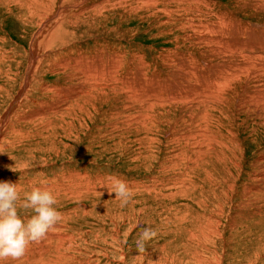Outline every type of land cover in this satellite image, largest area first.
I'll return each instance as SVG.
<instances>
[{"label":"rangeland","instance_id":"374dc122","mask_svg":"<svg viewBox=\"0 0 264 264\" xmlns=\"http://www.w3.org/2000/svg\"><path fill=\"white\" fill-rule=\"evenodd\" d=\"M101 56L110 94L37 113ZM262 65L264 0H0V264H264Z\"/></svg>","mask_w":264,"mask_h":264},{"label":"bare ground","instance_id":"6f19581e","mask_svg":"<svg viewBox=\"0 0 264 264\" xmlns=\"http://www.w3.org/2000/svg\"><path fill=\"white\" fill-rule=\"evenodd\" d=\"M259 2V1H258ZM39 25V24H38ZM55 30V29H54ZM54 36V31L52 32L51 31V33L49 34V38H52ZM57 36V35H56ZM204 41V40H203ZM203 41L201 42V39H196V40H194V43H193V45H196V46H200L201 44H205V43H203ZM47 44H49V43H47ZM42 46V45H41ZM31 51V50H30ZM35 52V51H34ZM101 55V54H100ZM104 55V54H103ZM102 55V56H103ZM35 56H37V55H34L32 52H31V54H30V59H35L34 57ZM96 55H94V57H95ZM98 56V55H97ZM96 56V57H97ZM98 57L97 58V60L98 61H96L97 62V65L99 66V72H98V74L100 75L99 77L97 76V74L95 75L96 77H98V79L96 78V77H94V74L96 73L94 70H93V72H95L93 75H92V73H91V75H92V77H93V79H95V80H90L89 78H90V75H89V78H84L85 80L87 79H89V81L91 82V84H88V85H86V82L84 83V82H79V78L77 77V75L76 74H78V73H76L75 74V68L77 67V68H79L80 66V63H79V65L77 64V59H76V61L74 60V58H72V57H70L67 61H64V60H62V61H60L59 62V64L57 65V68L56 69H59V72H56L57 73V75H59L60 76V78L62 79V81H63V83L65 84V85H67V86H65V88L64 89H62L63 87H58V86H52L51 88H49L47 85H43V88L40 86V87H38V86H36L37 88H35L36 89V91L38 92V95H40V94H43V96H48V94H49V98L48 99H54V98H57L58 100H57V102L56 103H54L52 100L50 101V102H42L41 101V103H40V108H39V110H37L38 112L37 113H44V111H46L45 109H43L44 107L45 108H47L48 110H49V113H51V114H53V115H55V114H58L59 115V112L61 111V110H63L64 108H63V105L66 103V102H69L71 99H73V98H79V97H81V96H83V95H85V96H88V94L90 93H88V91H93L94 93L95 92H97L98 93V96H99V94H103V96L105 95V97H106V95H108V94H110L112 91H113V89H111L110 88V84L111 83H114V82H109V81H107V79L105 80V77L106 76H108L109 77V79L111 80L112 79V77H113V73H114V71L116 72V70H117V68H119V66L120 65H118V63H116V60L114 61V63L112 62V65H106V61H105V58H103V57ZM95 57V58H96ZM107 57V56H106ZM112 57H113V55H112ZM213 57V56H212ZM94 58V59H95ZM108 58V57H107ZM92 59V58H91ZM37 60L38 59H36V61H35V63L34 64H36V62H37ZM61 60V59H60ZM93 60V59H92ZM80 61V60H79ZM88 61V60H87ZM90 61V60H89ZM109 61V60H108ZM83 62V61H82ZM85 62V61H84ZM96 62H94V60H93V62L91 61V65L90 66H96ZM119 62V61H118ZM116 63V64H115ZM83 64V63H82ZM120 64V63H119ZM79 67H78V66ZM122 65V64H121ZM84 66V68L85 67H87V66H85V65H83ZM83 66H81V67H83ZM106 66H108V67H106ZM110 66H112V67H110ZM141 66V65H140ZM256 66V65H255ZM258 66V65H257ZM263 66V65H262ZM35 67V66H34ZM34 67H33V69H34ZM56 67V66H55ZM264 67V66H263ZM37 68V67H36ZM258 68H260V67H258ZM71 70V72L69 71V72H66V71H68V70ZM83 69V68H82ZM81 69V70H82ZM87 70H88V68H86ZM95 69V68H94ZM257 69V68H256ZM78 70V69H77ZM141 72H142V70H143V68H142V70H141V68L139 69ZM214 70V69H213ZM33 71V70H32ZM80 70H78V72H79ZM84 71H85V69H84ZM255 72V70L253 69L252 70V73H254ZM85 72H89V70L88 71H85ZM90 72H91V70H90ZM249 72V71H248ZM258 72H260V71H258ZM83 72L81 71V73L80 74H82ZM116 73H118V72H116ZM251 73V72H250ZM86 74V73H85ZM84 74V75H85ZM87 74H89V73H87ZM131 74V73H130ZM133 74V73H132ZM233 74V73H232ZM256 74H258V73H256ZM33 75V74H32ZM136 75H139V76H141V78H142V73H136ZM135 75V76H136ZM235 75V74H234ZM86 76V75H85ZM154 76V75H153ZM28 77V76H27ZM27 77L24 79V85L22 84V87H21V89H20V92H19V96L21 97V95H23V94H25V91H26V87H27V84H28V81H27ZM83 77V76H82ZM88 77V76H87ZM115 77V76H114ZM113 77V78H114ZM257 77H258V75H257ZM132 78V77H131ZM201 78V77H200ZM204 78V77H203ZM92 79V78H91ZM116 79V78H115ZM114 79V80H115ZM127 79V78H126ZM130 79V78H129ZM212 78H210V80H211ZM252 79V78H251ZM257 79H261V80H264V69H262V74H261V77L260 78H257ZM131 80V79H130ZM139 80V79H138ZM198 80V79H197ZM81 81V80H80ZM83 81V80H82ZM118 81V80H117ZM157 81V83H158V79L157 78H150V80L149 81H147L149 84H153V83H155ZM199 81V80H198ZM205 81H209V80H205ZM205 81H203L204 83H205ZM213 81V80H212ZM105 82V83H104ZM131 83V82H130ZM199 83H200V81H199ZM214 83V82H213ZM213 83H211V85H212V87H213ZM217 83V82H216ZM259 83V82H258ZM264 83V82H263ZM104 84V85H103ZM201 84H202V82H201ZM208 84H210L209 82H208ZM219 84V83H218ZM221 84V83H220ZM256 84V83H255ZM123 85V84H122ZM125 85H127V83L125 84ZM129 85V84H128ZM148 85V84H147ZM197 85H199V84H197ZM89 86V90H86L87 89V87ZM141 86V85H140ZM139 86V88H144L146 85H144V87H143V85H142V87H140ZM259 86V85H258ZM128 87V86H127ZM147 87V86H146ZM145 87V88H146ZM149 87V86H148ZM157 87V86H156ZM200 87V86H199ZM207 87V86H206ZM245 87V86H244ZM247 87V86H246ZM255 87V85H253V88ZM261 89H262V87L261 86H259ZM138 88V89H139ZM202 88V87H201ZM218 88H220V86L218 87ZM224 88V87H223ZM229 89H230V87H228ZM248 88V87H247ZM250 88V87H249ZM51 89H53V90H51ZM156 89H158V88H156ZM170 89V88H169ZM198 89V88H197ZM205 89V88H204ZM213 89V88H212ZM229 89H227V86H226V90H229ZM238 89V88H237ZM239 89H242V87H240ZM238 89V90H239ZM252 89V88H251ZM254 89H256V88H254ZM261 89H260V92H262L261 91ZM143 90V89H142ZM145 90V89H144ZM165 90V89H164ZM202 90V89H201ZM253 90V89H252ZM258 90H259V88H258ZM262 90H264V87H263V89ZM52 91H53V93L56 91V96H53V95H50L51 93H52ZM134 91V90H133ZM136 91H138L137 89H136ZM135 91V92H136ZM159 91V90H158ZM218 91V90H217ZM134 92V93H135ZM205 91H203V93H204ZM206 92H208V91H206ZM223 92V91H222ZM251 92V91H250ZM254 92V91H253ZM258 93V91H257V89L255 90V93L254 94H256L257 95V93ZM93 93V94H94ZM141 93V92H140ZM167 93V92H166ZM201 93V92H200ZM225 93H228V92H225ZM245 93V92H244ZM136 94V93H135ZM207 94V93H206ZM210 94V93H209ZM246 94H248V96H249V92L248 93H246ZM254 94H253V96H254ZM259 94V93H258ZM90 95V94H89ZM260 95V94H259ZM259 95L258 96H256L257 98L259 97ZM101 96V95H100ZM100 96H99V98H100ZM144 96V95H143ZM156 96H157V94H156ZM156 96H152L151 97V94H150V96H148V95H146V98H148V99H150V98H152V102H151V100H149L151 103H146L147 105H148V107L149 108H152L153 107V105L155 104V103H159V102H163V100H161V99H158ZM203 96H205V95H203ZM230 96V95H229ZM252 96V95H251ZM19 97V98H20ZM91 97V96H90ZM102 97V96H101ZM135 97V96H134ZM192 97V96H191ZM198 97V96H197ZM201 97V96H200ZM232 97V96H231ZM243 97H245V95L243 96ZM255 97V98H256ZM94 98H95V96H94ZM145 98V99H146ZM154 98V99H153ZM156 98V99H155ZM193 98H196V96L194 97L193 96ZM206 99H201V100H196V99H191V98H187V99H183V100H181L182 102H186L187 103V101L188 102H194V103H201V102H203L204 104L206 103V102H209L210 101V99H208L207 98V95H206V97H205ZM235 98H236V96H235ZM101 99H103V98H101ZM100 99V100H101ZM148 99H146V101H144V102H148ZM220 99H222V100H220ZM225 97H224V99L221 97H218L217 96V98H216V96H215V98L214 99H212L211 100V103L210 104H215V107H214V109L212 110L213 112H214V115L211 113V111H209V114H210V116L208 115V118H210L212 121H215V122H217V121H220V119H221V117H222V109L221 108H223L225 105H221L224 101H225ZM232 99H233V97H232ZM250 99V98H249ZM248 99V100H249ZM252 99H254L253 97H251V100ZM259 99V98H258ZM117 100V99H116ZM228 99H226V101H227ZM250 100V101H251ZM255 100V99H254ZM103 101H105V100H103ZM142 101V100H141ZM175 101V100H174ZM180 101V102H181ZM242 101V100H241ZM255 101H257V100H255ZM143 102V103H144ZM192 102V103H193ZM220 102V103H219ZM110 103V102H109ZM135 103H136V101H135ZM140 103V102H139ZM164 103V102H163ZM175 103H177V101H175ZM219 103V104H218ZM244 103V102H243ZM98 104H99V102H98ZM106 104H108V103H106ZM134 104V103H133ZM142 104V103H141ZM209 104V105H210ZM225 104V103H224ZM239 104V103H238ZM242 104V103H241ZM260 104H264V94L262 95V98H261V100H260ZM103 104H100V106H102ZM146 105V106H147ZM156 105V104H155ZM159 105H160V103H159ZM162 105V104H161ZM160 105V106H161ZM202 105V104H201ZM142 106V105H141ZM157 106H158V104H157ZM163 106H164V104H163ZM226 106H227V103H226ZM237 106V105H236ZM242 107V105H238V111L240 112V111H242L240 108ZM245 106V105H244ZM82 107V106H81ZM85 107V106H84ZM145 109H146V107H144ZM213 108V107H212ZM204 109V108H203ZM219 109V110H218ZM144 110V109H143ZM207 110V109H206ZM6 113V112H5ZM225 113H226V111H225ZM241 113V112H240ZM34 114V113H33ZM45 114V113H44ZM237 115H238V113L236 114V115H233L232 116V119H233V121H235L236 119H237ZM204 116V115H203ZM4 122V121H3ZM2 123V122H1ZM263 125V124H262ZM263 128H264V126H263ZM200 133V132H199ZM210 135V134H209ZM203 136V135H202ZM206 136V135H205ZM211 136V135H210ZM206 138V137H205ZM220 139V138H219ZM204 140V139H203ZM214 140V139H213ZM218 140V139H217ZM212 142V141H211ZM216 143V142H215ZM263 157H264V154L262 155ZM260 160H261V158H260ZM262 163H264V158H263V161H262ZM259 170H263L262 168H259ZM262 173L260 174V175H258V178H257V180H254V179H252L251 181L255 184V185H257V183H261V182H263L264 181V171H261ZM255 174V173H254ZM255 176V175H254ZM250 181V182H251ZM252 183V184H253ZM254 186V185H253ZM252 186V187H253ZM255 187V186H254ZM260 187V186H259ZM257 189H258V187H257ZM247 193H249V192H251V188H248V190L246 191Z\"/></svg>","mask_w":264,"mask_h":264}]
</instances>
